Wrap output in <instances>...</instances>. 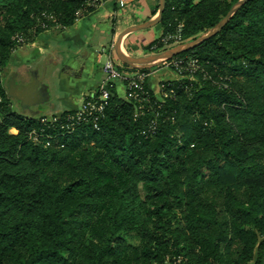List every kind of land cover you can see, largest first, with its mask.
<instances>
[{"label": "trees", "instance_id": "trees-1", "mask_svg": "<svg viewBox=\"0 0 264 264\" xmlns=\"http://www.w3.org/2000/svg\"><path fill=\"white\" fill-rule=\"evenodd\" d=\"M105 1L0 0V264H264V0L170 59L157 95L147 77L128 89L156 67L118 63L125 96L108 84L98 129L67 132L77 110L18 111L12 52ZM238 1L165 0L146 51L197 39Z\"/></svg>", "mask_w": 264, "mask_h": 264}, {"label": "crops", "instance_id": "crops-1", "mask_svg": "<svg viewBox=\"0 0 264 264\" xmlns=\"http://www.w3.org/2000/svg\"><path fill=\"white\" fill-rule=\"evenodd\" d=\"M158 4L159 0H107L79 17L71 28L46 30L16 48L10 59V77L18 86L42 97L30 105V111L50 114L77 110L84 97L94 95L105 82L109 62L115 66L124 64L113 50L119 35L131 26L153 20L157 13L152 16V12ZM160 35L158 25L130 32L120 40L119 50L127 58L145 59L155 55L145 48ZM159 73L155 68L147 76L156 95L161 82L156 80ZM21 78L25 81L21 82ZM112 83L116 94L124 97L122 81Z\"/></svg>", "mask_w": 264, "mask_h": 264}, {"label": "water", "instance_id": "water-1", "mask_svg": "<svg viewBox=\"0 0 264 264\" xmlns=\"http://www.w3.org/2000/svg\"><path fill=\"white\" fill-rule=\"evenodd\" d=\"M248 1L249 0H239L236 4H234L231 7L228 14L214 28L210 29L209 31H207L206 33L199 36L197 39H195L193 41H190L184 45H178V46H176V47H174L168 51H164V52H161L159 54L152 55V56L147 57V58L142 59V60H133V59L127 58L119 50L120 40L123 38V36H125L126 34H128L130 32L146 30V29L152 28V27L159 24L161 17H162V13H163L164 8H165V0H159L158 11H157L156 17L151 21H148V22L143 23V24L131 26V27L127 28L126 30H124L119 35V37L117 38V42H116L115 46L113 47V50H114L117 58L122 63H124V64H126L132 68H135L138 70H141L144 68H151L159 62L169 61L170 59H172L173 57H175L179 53L187 51L189 49H192V48L198 46L199 44H201L202 42H204L205 40L214 36L216 33H218L227 24V22L234 15V13L239 8H241L244 4H246ZM14 88L17 91H19V93H22V95H24V96L29 94L27 88H25L24 86H18L17 84L14 83ZM8 95L10 97L12 95L10 90L8 91Z\"/></svg>", "mask_w": 264, "mask_h": 264}, {"label": "built area", "instance_id": "built-area-1", "mask_svg": "<svg viewBox=\"0 0 264 264\" xmlns=\"http://www.w3.org/2000/svg\"><path fill=\"white\" fill-rule=\"evenodd\" d=\"M104 2H102L100 5H102ZM122 5V2H120ZM99 5V6H100ZM163 64L170 68L171 66L177 67V63L175 62H169L165 61ZM105 71H106V80L103 82L100 87L98 88V96L93 98L94 95L91 96V99L88 100L87 97H84L82 100L81 105L77 109L75 115L73 116H68L66 119V126L65 129L68 130L67 132H70V130H73L74 126H77L78 124L81 123H91L94 129H98L97 127V121L99 119L98 114L102 113L103 108L105 106V102L109 97V92L107 90V86L109 83L114 82L116 80H123L125 79L117 70L115 65L112 62H109L105 66ZM147 76L144 74H139L137 73L135 75L134 80H132L128 86V89H135V90H140L139 82L142 81L144 78ZM133 79V78H132ZM138 82V83H137ZM129 97L132 98H137V94H130ZM44 123L45 121L42 120ZM30 138L33 141H37V137L35 136L34 132L30 134Z\"/></svg>", "mask_w": 264, "mask_h": 264}, {"label": "rangeland", "instance_id": "rangeland-1", "mask_svg": "<svg viewBox=\"0 0 264 264\" xmlns=\"http://www.w3.org/2000/svg\"><path fill=\"white\" fill-rule=\"evenodd\" d=\"M203 35V34H202ZM186 44V43H185ZM184 45V44H183ZM23 46V45H21ZM19 46V47H21ZM170 49H166L165 51H168ZM164 52V51H163ZM157 68V71L160 72L158 75V77L156 78L157 81L161 80V81H166V80H173V79H177V75L175 74V72L171 69V68H168L166 67L163 62H159L156 64V66H154ZM155 70V69H154ZM7 74V78L6 79H9L10 78V75H9V71L7 70L6 72ZM25 81L24 78H21V82ZM31 82V81H30ZM122 95V94H121ZM16 109L18 111H20L21 113H23L24 111H26V109L20 107L19 106L17 107L16 106ZM10 133L11 134H16V131L15 130H10ZM126 241L132 245H137L138 243V239L136 237L135 234H129L125 237Z\"/></svg>", "mask_w": 264, "mask_h": 264}, {"label": "flooded vegetation", "instance_id": "flooded-vegetation-1", "mask_svg": "<svg viewBox=\"0 0 264 264\" xmlns=\"http://www.w3.org/2000/svg\"><path fill=\"white\" fill-rule=\"evenodd\" d=\"M6 86H7L8 91L10 90L12 93L11 97L15 99L16 101H19L18 104L22 108L26 109V111H28L29 114L33 115L34 113L30 111V105L32 103L38 102L42 97H40L39 94H34L31 91L26 96L22 95V93H19V91H17L14 88V82L11 77L6 80Z\"/></svg>", "mask_w": 264, "mask_h": 264}]
</instances>
